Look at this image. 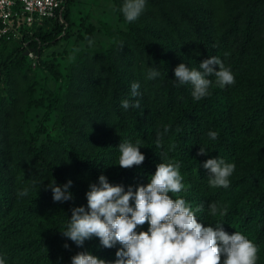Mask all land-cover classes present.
<instances>
[{
    "label": "trees",
    "instance_id": "16d2710c",
    "mask_svg": "<svg viewBox=\"0 0 264 264\" xmlns=\"http://www.w3.org/2000/svg\"><path fill=\"white\" fill-rule=\"evenodd\" d=\"M84 1L0 39V264H264V0Z\"/></svg>",
    "mask_w": 264,
    "mask_h": 264
},
{
    "label": "built area",
    "instance_id": "2783aa9c",
    "mask_svg": "<svg viewBox=\"0 0 264 264\" xmlns=\"http://www.w3.org/2000/svg\"><path fill=\"white\" fill-rule=\"evenodd\" d=\"M65 0H0V39L22 36L36 19H59ZM31 57L35 55L31 53Z\"/></svg>",
    "mask_w": 264,
    "mask_h": 264
},
{
    "label": "rangeland",
    "instance_id": "374dc122",
    "mask_svg": "<svg viewBox=\"0 0 264 264\" xmlns=\"http://www.w3.org/2000/svg\"><path fill=\"white\" fill-rule=\"evenodd\" d=\"M84 1V0H83ZM85 2V1H84Z\"/></svg>",
    "mask_w": 264,
    "mask_h": 264
}]
</instances>
